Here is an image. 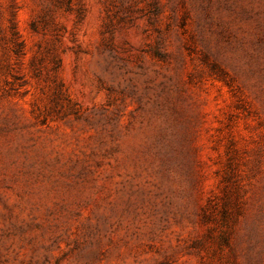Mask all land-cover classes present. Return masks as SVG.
<instances>
[{"label":"rangeland","instance_id":"374dc122","mask_svg":"<svg viewBox=\"0 0 264 264\" xmlns=\"http://www.w3.org/2000/svg\"><path fill=\"white\" fill-rule=\"evenodd\" d=\"M0 264H264V0H0Z\"/></svg>","mask_w":264,"mask_h":264}]
</instances>
